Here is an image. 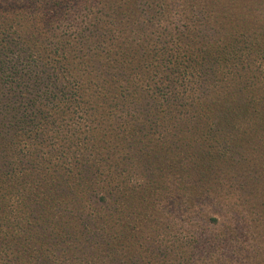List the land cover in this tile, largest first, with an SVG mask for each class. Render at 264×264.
Here are the masks:
<instances>
[{
	"label": "trees",
	"instance_id": "16d2710c",
	"mask_svg": "<svg viewBox=\"0 0 264 264\" xmlns=\"http://www.w3.org/2000/svg\"><path fill=\"white\" fill-rule=\"evenodd\" d=\"M28 1L0 21V264H264V0Z\"/></svg>",
	"mask_w": 264,
	"mask_h": 264
},
{
	"label": "rangeland",
	"instance_id": "374dc122",
	"mask_svg": "<svg viewBox=\"0 0 264 264\" xmlns=\"http://www.w3.org/2000/svg\"><path fill=\"white\" fill-rule=\"evenodd\" d=\"M41 7L39 4H29L28 0H0V21H3L4 19H9L10 22L17 23L21 22L18 18L19 15H25L26 13H32L35 11L40 10ZM242 245L234 244L232 242H229L230 244H233V247H251L252 242L249 237L243 236L241 238ZM221 247H230L229 245H221Z\"/></svg>",
	"mask_w": 264,
	"mask_h": 264
}]
</instances>
